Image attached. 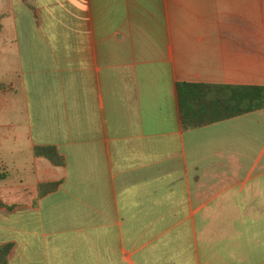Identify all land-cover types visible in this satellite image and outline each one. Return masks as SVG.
<instances>
[{
	"label": "crops",
	"instance_id": "obj_1",
	"mask_svg": "<svg viewBox=\"0 0 264 264\" xmlns=\"http://www.w3.org/2000/svg\"><path fill=\"white\" fill-rule=\"evenodd\" d=\"M177 82L264 86V0H0L5 264H264V107Z\"/></svg>",
	"mask_w": 264,
	"mask_h": 264
},
{
	"label": "trees",
	"instance_id": "obj_2",
	"mask_svg": "<svg viewBox=\"0 0 264 264\" xmlns=\"http://www.w3.org/2000/svg\"><path fill=\"white\" fill-rule=\"evenodd\" d=\"M177 109L183 127H197L264 107V86L175 83ZM33 156L43 157L54 166L63 158L52 146H34ZM57 182L40 183L37 196L52 191ZM2 203L0 202V206ZM10 244H0V264H5Z\"/></svg>",
	"mask_w": 264,
	"mask_h": 264
}]
</instances>
